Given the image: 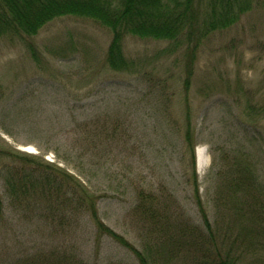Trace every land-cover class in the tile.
<instances>
[{
    "label": "rangeland",
    "instance_id": "374dc122",
    "mask_svg": "<svg viewBox=\"0 0 264 264\" xmlns=\"http://www.w3.org/2000/svg\"><path fill=\"white\" fill-rule=\"evenodd\" d=\"M111 39L74 14L0 37V264H138L97 233L83 199L140 248L184 230L213 250L206 220L215 231L235 221L239 164L260 185L257 197L237 186L239 202L264 220V0L201 40L190 75L185 42L128 33L115 69ZM231 238L216 243L226 252ZM237 238L239 264H264V249ZM189 251L155 263H198Z\"/></svg>",
    "mask_w": 264,
    "mask_h": 264
},
{
    "label": "trees",
    "instance_id": "16d2710c",
    "mask_svg": "<svg viewBox=\"0 0 264 264\" xmlns=\"http://www.w3.org/2000/svg\"><path fill=\"white\" fill-rule=\"evenodd\" d=\"M257 0H0V37L8 32L35 34L48 21L57 16L74 14L81 17L92 18L100 22L112 32V39L108 51V62L115 69L127 67L128 60L123 52V42L126 34H133L143 38H155L173 41L175 46L187 43L188 60L186 63L187 75H190L193 54L201 40L217 30H222L236 23L241 15L254 7ZM192 45L194 47H192ZM238 170L231 176L232 194L234 203L239 209L230 210L231 217L225 227H218L215 231L213 225L207 222L208 238L215 242L213 250L205 245L206 238L188 237L181 235L178 238L173 234L166 236V242L151 236L144 240L142 248L131 243L125 236L117 233L107 226L99 217L95 202L90 199L81 201V210L91 214L97 233L112 238L116 243L132 252L138 260V264H156L155 258L165 254L170 258L172 254L181 255L182 251L189 247L187 255L201 253L203 256L195 264H239V256L235 253L237 237L243 235L247 242L246 249L259 247L264 249V220L261 218L256 206L248 203L245 207L240 202L237 186L243 187L248 194L255 195L259 192L260 185L252 173L246 169H239L241 165L233 166ZM247 167V166H246ZM248 168V167H247ZM230 172V171H229ZM243 175L239 177V173ZM228 177V178H229ZM261 184V183H260ZM253 189L250 190V188ZM243 190V191H244ZM256 190V191H255ZM239 198V199H238ZM240 201V202H239ZM2 199L0 195V208ZM154 208V207H153ZM152 208V209H153ZM264 208V207H262ZM207 217V214H205ZM164 218L159 214L158 220ZM241 218L240 223L238 224ZM245 220L243 221V219ZM164 219H162L163 222ZM164 223V222H163ZM164 227H155V231L161 233ZM230 248L223 250L216 239L221 236H231ZM237 235V236H236ZM263 239L257 244L255 238ZM145 239V238H144ZM147 240V239H146ZM191 255V256H192ZM216 256H221L218 259ZM83 259L76 261L81 263ZM68 262H72L71 259ZM79 263V264H80ZM24 264H47L29 261Z\"/></svg>",
    "mask_w": 264,
    "mask_h": 264
}]
</instances>
